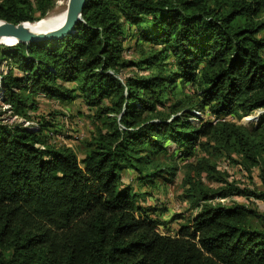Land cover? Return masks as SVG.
<instances>
[{
	"label": "trees",
	"instance_id": "16d2710c",
	"mask_svg": "<svg viewBox=\"0 0 264 264\" xmlns=\"http://www.w3.org/2000/svg\"><path fill=\"white\" fill-rule=\"evenodd\" d=\"M56 1L0 0V20L38 21ZM82 18L60 39L0 45V91L16 114L39 109L37 92L62 102L82 97L98 109L81 159L51 141L52 120L39 119L38 129L0 120V264H264V215L213 201L264 197V189L229 180L215 160L191 166L196 180L186 184H198V211L175 235L159 232L153 209L124 183L131 169L147 181L164 176L168 167L144 166H158L166 140L193 155L206 137L215 156L257 166L264 184V112L252 128L227 118L264 109V0H87ZM131 26L163 46L143 60L155 67L146 76L121 69ZM162 55L172 58V73L157 71ZM180 79L196 87L193 107L215 122L196 126L190 110L178 109ZM203 172L216 187L203 185Z\"/></svg>",
	"mask_w": 264,
	"mask_h": 264
},
{
	"label": "rangeland",
	"instance_id": "374dc122",
	"mask_svg": "<svg viewBox=\"0 0 264 264\" xmlns=\"http://www.w3.org/2000/svg\"><path fill=\"white\" fill-rule=\"evenodd\" d=\"M67 6L68 0H57L55 6L49 8L45 17L41 19L61 14L67 10ZM131 27L127 31V35L121 39L124 47L122 61L127 63L121 69L125 75L136 74L138 76H146L153 72L155 67H149L143 60L153 54L160 53L163 46L141 39L136 33V29ZM1 44L4 43L1 42ZM161 62L163 63L162 65L166 66L162 70L160 67L157 71H163L164 74H167L169 72L172 73L173 69H175L172 58L163 57L162 55ZM1 69L3 72L8 71L6 66H1ZM195 88L190 81H184V79L178 81V88L174 98V101L179 103L178 109L184 107V110H190L189 119L196 126L201 121L210 120L215 122V115L207 108L196 110L193 107L195 101L190 102V100L196 99ZM33 97L37 100L39 109L26 110L31 117H34L30 119L31 117L27 115L16 114L11 104L3 99V94L0 91V120L10 125H23V121L28 118L27 120L30 121L31 125L27 126H32L30 128L36 127V129L40 127L39 119L52 120L54 123L52 130H56L51 141L73 147L81 159L83 157L84 143L90 139L91 134L95 131V125L98 121L97 107L89 105L82 97H78L71 102H62L59 99L46 96L43 92H37ZM165 110L169 111V108ZM181 112L182 110L178 114ZM263 112L264 109L255 110L241 120L235 115H228L227 118L232 121H239L243 125L252 128L257 125L259 117ZM198 116L200 117L198 118ZM50 129V126L48 128L45 127V131L47 132L51 131ZM166 145L168 150L156 156L158 166H144L146 173L155 169L168 167V171L164 176L152 177L147 181V176L139 178L138 173H135L132 169L127 170L124 176V183L131 185L140 194V199L142 200L140 204L152 208V216L161 221L158 230L162 234L175 235L179 227L188 222L189 218L198 211V206L194 202L195 198L191 196L198 195V184H191L193 185L192 188L189 187L190 184H186V180H188L190 175H194L192 179L196 180V174L192 171L191 166L198 159L215 160L217 169L228 175L229 180L235 179L240 181L241 187L246 186L256 192L264 189L262 173L257 166L247 168L243 165L242 159L237 154H234L232 158L215 156L207 145L206 137L200 139L199 144L194 148L193 155L183 154L184 147L181 144L174 143L170 139L166 140ZM199 179L203 182L204 186H217L216 183H212L206 172H203ZM213 201L227 204L243 203L264 215V197L228 194L226 196H216ZM254 224L259 225L260 223L259 221H254Z\"/></svg>",
	"mask_w": 264,
	"mask_h": 264
},
{
	"label": "water",
	"instance_id": "95a60500",
	"mask_svg": "<svg viewBox=\"0 0 264 264\" xmlns=\"http://www.w3.org/2000/svg\"><path fill=\"white\" fill-rule=\"evenodd\" d=\"M87 0H69L66 20L60 27L51 30H36L26 22L13 23L0 20V43L3 38H15L17 42L32 43L35 41L60 39L73 32L82 21V12Z\"/></svg>",
	"mask_w": 264,
	"mask_h": 264
},
{
	"label": "bare ground",
	"instance_id": "6f19581e",
	"mask_svg": "<svg viewBox=\"0 0 264 264\" xmlns=\"http://www.w3.org/2000/svg\"><path fill=\"white\" fill-rule=\"evenodd\" d=\"M68 4H69V0H68ZM67 13H68V6H67V10L63 11L61 14L49 16V17H46L44 19H41L35 22L28 21L26 22V24L29 27L36 29V30H41V31L51 30L56 27H60L64 23L67 17ZM1 41L2 43L7 44V45L18 43L15 38H3Z\"/></svg>",
	"mask_w": 264,
	"mask_h": 264
},
{
	"label": "built area",
	"instance_id": "2783aa9c",
	"mask_svg": "<svg viewBox=\"0 0 264 264\" xmlns=\"http://www.w3.org/2000/svg\"><path fill=\"white\" fill-rule=\"evenodd\" d=\"M23 122H24V124H23L24 126L31 125L30 121H28L27 119H25Z\"/></svg>",
	"mask_w": 264,
	"mask_h": 264
}]
</instances>
